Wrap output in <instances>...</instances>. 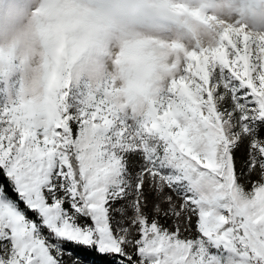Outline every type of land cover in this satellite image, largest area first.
<instances>
[{
    "label": "snow or ice",
    "instance_id": "obj_1",
    "mask_svg": "<svg viewBox=\"0 0 264 264\" xmlns=\"http://www.w3.org/2000/svg\"><path fill=\"white\" fill-rule=\"evenodd\" d=\"M227 11L110 89L62 23L31 86L0 68V264H264V0Z\"/></svg>",
    "mask_w": 264,
    "mask_h": 264
},
{
    "label": "rangeland",
    "instance_id": "obj_2",
    "mask_svg": "<svg viewBox=\"0 0 264 264\" xmlns=\"http://www.w3.org/2000/svg\"><path fill=\"white\" fill-rule=\"evenodd\" d=\"M216 2L222 8L204 7L206 0H143L146 23L127 28L92 22L80 0H18V25L7 32L0 30V68L6 69L14 59L16 71L11 81L18 88L31 86L45 59H51L54 26L62 23L70 35L89 36L82 61L87 69L81 83L110 89L119 83L122 68L137 71L166 62L174 56L176 45L206 44L209 26L239 19L235 12L227 11L234 0ZM37 8L46 9L47 14L36 12Z\"/></svg>",
    "mask_w": 264,
    "mask_h": 264
},
{
    "label": "clouds",
    "instance_id": "obj_3",
    "mask_svg": "<svg viewBox=\"0 0 264 264\" xmlns=\"http://www.w3.org/2000/svg\"><path fill=\"white\" fill-rule=\"evenodd\" d=\"M18 0H0V30L9 31L19 23ZM80 7L94 23L136 28L147 21L143 0H80Z\"/></svg>",
    "mask_w": 264,
    "mask_h": 264
}]
</instances>
